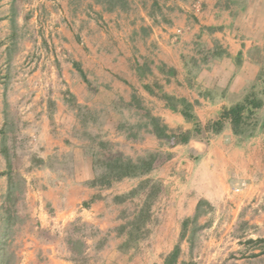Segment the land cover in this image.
<instances>
[{
    "label": "rangeland",
    "instance_id": "374dc122",
    "mask_svg": "<svg viewBox=\"0 0 264 264\" xmlns=\"http://www.w3.org/2000/svg\"><path fill=\"white\" fill-rule=\"evenodd\" d=\"M29 1L19 0L20 9H28ZM176 1L69 0L63 16L77 24L68 25L70 39L66 40L59 38V28L47 14L52 9L49 4L34 0L40 5L34 17L30 11L12 12V21L4 28L10 37L9 52L0 53V99L9 101L1 153L10 173L0 185V238L4 233L11 238L16 231L8 230V217L13 226L23 220L19 214L28 210L25 199L33 183L27 173L39 166L38 156L45 155L42 142L48 140H37L30 133L27 115L33 112L40 117L41 134L46 130L59 134L66 147L86 151L93 162V183L113 190L105 193L115 206L110 212L119 216L118 233H127L126 248L130 246L116 252V264H166L176 246L180 248L176 264H264V105L243 122V133L234 135L226 122L217 134L232 148L225 153L235 169L217 174V181L185 173V163L190 166L200 160L199 154L189 153L192 144L202 143L204 149L216 136L208 123L235 102L219 108L229 101L225 90L200 84V80L210 83L209 71L220 61L215 54H224L208 50L199 39L201 30L211 44L219 46L211 37L212 29L201 27L205 6L192 1L187 21L193 25L190 30L195 29L197 21H193L199 16L200 27L191 35L192 41L182 43L184 31L173 26L177 10H170ZM21 19L25 22L20 26L17 20ZM166 20L170 25L164 29L161 24ZM160 30L169 35L162 45ZM165 54L175 55L182 68L164 65L160 58ZM115 63L116 68H111ZM66 68L83 81L65 82ZM247 68L251 69L247 94L264 99V55L257 61L250 56ZM116 69L129 81L114 75ZM102 72L109 73V82ZM186 104L194 120L187 121L181 114ZM187 135L188 143L182 144ZM56 162L62 161L52 155L48 163ZM113 170H128L130 176L116 181ZM208 181L216 183L222 200L201 199L193 208ZM118 183L130 190L114 196ZM165 232L169 245L160 252L154 247ZM9 244L6 262L14 264L13 244Z\"/></svg>",
    "mask_w": 264,
    "mask_h": 264
},
{
    "label": "crops",
    "instance_id": "0c3cea01",
    "mask_svg": "<svg viewBox=\"0 0 264 264\" xmlns=\"http://www.w3.org/2000/svg\"><path fill=\"white\" fill-rule=\"evenodd\" d=\"M68 1L49 0L46 2L40 0V3L43 2V4H49L52 7V9H47V14L52 16L51 22L57 25L59 38H63V40L70 39V34H67L66 29L68 25H73L74 22L77 24L76 20L63 16L67 14ZM192 1L177 0L174 7L171 6L170 10L176 8L177 13H174L173 16L178 18L173 26L184 31L182 43L192 41L191 35L193 36L197 32V28L200 27L197 25L198 22L200 24L203 21L201 27L208 25L212 29L211 37L219 46L215 47L211 44L210 39L201 30H198L199 39L208 50L212 49V52L217 50L224 54L222 56L215 54L216 57H220V61L218 64L215 63L209 71V74L212 75L210 83L204 84V80H200V84L204 85L206 89L225 90L229 101L221 102L219 108L224 104L236 103L240 100L238 96L241 93H243L241 96L243 98L249 91L247 74L251 69L247 66L250 56L253 61H257L264 55V0H199L205 6V8L203 7L205 15L202 20L199 16L194 18L193 22L197 21L196 28L190 30L193 25L187 21L186 14H189L190 8H193ZM29 2L31 5H27L28 9L24 7L20 9L19 0H0V53L2 56L9 52L8 38L10 37L4 28L9 26L12 21V12L16 10L30 11V16L34 17V12L40 7L34 3V0ZM220 8L223 11H220ZM219 12L222 13L219 14ZM17 21L20 26L25 22L22 19ZM34 22L35 19H32L31 24ZM168 25L170 23L167 20L165 25L161 24L164 29H167ZM221 29H226L228 32H223ZM159 33L162 38L159 44L162 45L169 35L168 32L162 33L161 30ZM163 57L160 59L164 65H168L174 70L182 68L175 55H172L173 59L167 54ZM237 58L239 64L236 63ZM178 63L179 66H177ZM110 67L116 68V63L111 64ZM70 70L71 68H66V71L62 72L65 82L80 84V81H83L82 78L76 76V71L70 72ZM116 72L117 74L114 75L123 76L118 72V69ZM107 74L109 73H100L103 75L102 77L106 78V80L104 79L106 83L109 82ZM199 75L200 78L204 77ZM123 79L129 81L128 78L124 77ZM116 85L118 86V84ZM8 103L9 101L4 103L0 99V185H4L10 177L9 169L1 153L2 136L4 132H7L5 129V105ZM195 115L197 117V114ZM27 117L32 122L31 135L37 140L42 137L48 141L42 142L45 147V155L38 156L39 166L27 173L33 183L25 199L28 210L24 215L19 214L23 220H19L13 226L11 217L7 218L8 230L14 232L12 228L14 227L16 231L11 238L6 233L0 238L1 264H7L6 260L9 259L7 253L10 250L9 243L13 244L11 251H14V264H116V252L130 246L126 248L127 233H118V226L121 223L119 216L110 212L115 206L105 193H110L113 190L106 191L93 183L95 179L93 162L86 151L73 146L66 147L62 143L64 138H61L59 134H50L47 130L41 134L38 126L40 117L38 119V115L33 112L29 113ZM227 143L222 138V134L210 139L204 149L202 147L204 144L194 142L189 153L199 154L200 160L190 166L185 163L188 166L185 173L188 176L200 177L199 180L205 179L206 181L208 177H211L217 181V174L222 175L228 170L235 169L228 162L231 158L227 157L225 153L227 150H232ZM73 154L75 157H72ZM52 155H57L62 162L58 164L56 162L54 165L48 163ZM73 158L74 162H72ZM180 168H184V166L180 164ZM208 182L206 183L208 185L200 190L196 200L194 199L193 208L201 199L212 203L220 201L221 195L214 188L216 183ZM114 190H116L115 196L128 192L130 187H127L125 183H118ZM110 221H112L111 225L108 224ZM168 245V237L165 232L164 238L154 249L161 252L167 249Z\"/></svg>",
    "mask_w": 264,
    "mask_h": 264
},
{
    "label": "trees",
    "instance_id": "16d2710c",
    "mask_svg": "<svg viewBox=\"0 0 264 264\" xmlns=\"http://www.w3.org/2000/svg\"><path fill=\"white\" fill-rule=\"evenodd\" d=\"M263 78H264V70H263ZM263 105H264V99H260L256 97V95L253 92H250L240 102L233 104L229 108H225L218 119L212 122H209L208 130L212 132L214 135H217L222 132L226 122H229L232 127V132L234 133V135H239L243 133L240 130V126L243 124V122H246L245 121L246 119L251 118V116H253L254 111L261 109ZM189 108H190V105L186 104L185 109H184L185 111L181 113L183 117L185 118V120L187 121L194 120L192 113H190ZM255 128H256V124L254 123L251 126L252 131ZM189 138H190L189 135L183 136L182 144H187L189 141ZM111 172L114 173V175H116L115 176L116 181H119L123 178L130 176V172L128 170L127 172L122 171V170L120 172L119 171L116 172L114 170ZM144 172H146V170ZM187 223H188V220L184 221L182 224V228L187 226ZM179 253H180V248L179 246H176L172 254L167 259L166 264H176Z\"/></svg>",
    "mask_w": 264,
    "mask_h": 264
}]
</instances>
